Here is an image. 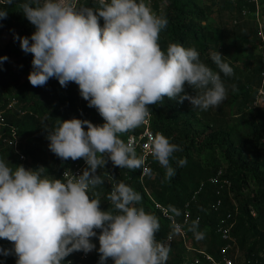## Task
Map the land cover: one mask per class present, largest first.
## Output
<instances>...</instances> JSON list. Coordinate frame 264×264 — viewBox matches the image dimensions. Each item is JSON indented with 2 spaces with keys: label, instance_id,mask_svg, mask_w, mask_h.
<instances>
[{
  "label": "clouds",
  "instance_id": "obj_1",
  "mask_svg": "<svg viewBox=\"0 0 264 264\" xmlns=\"http://www.w3.org/2000/svg\"><path fill=\"white\" fill-rule=\"evenodd\" d=\"M13 2L0 0V21L7 19ZM99 5L77 9L70 0L20 5L36 29L30 38L15 37L22 51L33 55L30 84L42 87L56 78L66 88L74 82L105 123L73 118L46 130L49 149L57 157L85 160L87 167L78 177L66 171L63 180L49 178L43 166L13 168L0 160V239L14 244L11 250L0 248V255L14 251L16 264H62L74 252L91 253L97 229L99 264L109 258L114 264H166L170 246L157 240L159 217L137 206L140 193L123 182L114 184L107 199L115 211H102L89 191L104 183L98 170L109 160L119 168L149 172L144 158L120 134L142 125L151 115L150 105L167 97L207 111L227 98L220 73L231 76L233 69L219 51L211 54L220 70L216 72L200 61L195 48L173 43L162 50L159 35L168 20L144 0H99ZM185 84L202 91L189 95ZM178 151L182 149L162 134L152 140V155L166 170V179L176 174L170 160ZM171 211L179 215V210Z\"/></svg>",
  "mask_w": 264,
  "mask_h": 264
},
{
  "label": "trees",
  "instance_id": "obj_2",
  "mask_svg": "<svg viewBox=\"0 0 264 264\" xmlns=\"http://www.w3.org/2000/svg\"><path fill=\"white\" fill-rule=\"evenodd\" d=\"M164 1L166 6L162 17L167 18L168 25L159 35L161 49L166 51L173 43L181 44L185 48H195L199 53L200 61L213 71L219 72V68L207 53L210 49H215L218 41L203 24L206 21L205 7L199 0ZM25 2L26 0H17V7L13 10L7 8V19L0 21L4 26L8 24L10 29H16L14 32L11 31L13 33L11 40L0 50V57L8 58L6 61H0V106L4 105L7 95L15 93L19 101L34 111L33 113L25 110L26 114L21 113L26 116L24 119H20L17 112L13 114L6 112L8 123L16 126L17 129H22V135H20L21 130L18 129L19 151L35 163L42 162L41 166L47 170L46 174L49 178L63 180L64 171L85 160L81 158L76 161L71 159L65 161L57 157L49 149L50 141L47 139L46 130L52 131L59 126L60 121L73 118L88 120L100 126L102 117L95 108L88 107V101L82 98L79 86L74 82L69 83L66 88L62 87L56 78H50L42 87H33L30 84L28 76L33 70V55L25 54L19 40L15 39L17 35L30 38L36 30L20 7ZM260 2L264 4V0ZM94 4V0H82L78 9L94 8ZM236 7L239 9L240 17L243 8L248 7L251 11V15L244 18L241 26L245 24L248 27L250 23L255 22V5L237 0ZM100 22L104 24L102 18ZM2 30L3 28L1 32ZM258 32H254V39H257ZM258 38L259 42L263 40ZM224 60L233 69L231 76L220 73L229 96L226 102L227 108L220 104L215 110L210 108L204 111L193 108L187 100L181 104L167 97H164L162 103L149 106L151 130L154 136L162 134L182 149L174 153L170 160L171 166L176 171L174 177L170 180L166 179V170L152 157L148 167L149 172L145 174L143 168L135 170L119 168L109 160L105 167L98 170L104 183L89 191L92 198L100 200L102 211H115L107 199L114 184L123 182L140 193L142 201L137 206L159 217L161 228L157 233V240L170 246L171 251L166 264H184L186 260L188 264H192L196 258L200 259L199 264H212L200 251L219 260L222 247L226 244L217 232V227L222 221H227V225L235 223L232 235L240 249L236 263L264 264V229L260 228V226L264 228V119L258 118V116L264 118V109L256 108L257 115L253 114V108L255 109L253 104L259 100L260 91L264 90V62L263 57L258 56L252 72L242 75L241 70L233 62ZM12 61H14L13 65H11ZM185 92L195 95L200 90H194L185 84ZM233 92H236V96ZM235 107L236 114L243 121L237 128H227L225 123L230 115L228 110L232 111ZM142 126L125 131L120 134V138L126 143L129 136L142 132ZM85 131H87L86 126ZM25 138H36L45 146L43 159L42 150H37L36 145L26 143L23 140ZM3 147L5 146L0 139V155ZM10 151V155L18 161L19 155L11 149ZM136 155L142 157L139 150L136 151ZM181 160L184 163L178 166V161ZM86 167L87 164L84 169ZM219 169H223L224 177L231 181V187L229 191L224 190L218 194L210 178ZM202 183L205 184L204 188L197 199L192 201L193 195ZM219 199H222L223 204L215 211L211 206ZM188 202L191 204V217L185 224V206ZM172 208L179 210V215L174 214ZM165 211L185 229L187 233L185 238L176 231V225L170 216H166ZM228 214H232L231 219H228ZM198 217H200L199 222H197ZM96 231L97 238L94 239L99 242L100 230ZM198 231L205 233L203 246H194V249L188 250L186 245L190 237L195 236ZM169 237L172 238L170 242H168ZM0 241L5 244V250L14 248L12 242L4 239ZM99 247L96 255L90 257V261L95 264H99L100 261ZM84 254L82 251L74 252L66 257L62 264L69 262L82 264ZM14 255L13 251L8 256L0 255V259L9 257L8 261L16 264L17 257ZM106 264H114V261L109 258Z\"/></svg>",
  "mask_w": 264,
  "mask_h": 264
},
{
  "label": "rangeland",
  "instance_id": "obj_3",
  "mask_svg": "<svg viewBox=\"0 0 264 264\" xmlns=\"http://www.w3.org/2000/svg\"><path fill=\"white\" fill-rule=\"evenodd\" d=\"M82 0H70V3H72L77 9L79 6V3ZM201 5L205 7L206 10V21L203 23L206 25V29L210 31L211 34L217 38L218 44L215 46V49H210L207 53L211 56L213 52L219 51L224 59H228L229 61L233 62L240 70L242 75L244 73H251L253 66L256 65V58L258 56L263 57L264 62V4H262L259 0V8L256 10V19L255 22H252L247 27L245 24L241 26L243 23V20H245V17H248L251 15V11L247 15L239 16V9L236 7V1L237 0H199ZM42 2V0H41ZM144 2L148 5V7L152 10L153 13H155L158 16H163L164 8L166 6V2L164 0H144ZM94 9L99 8V0H94ZM17 7V0L13 3V5H8L7 8L14 9ZM238 17V18H236ZM100 22V21H99ZM100 24L103 25V23L100 22ZM241 26V28L239 27ZM258 27V28H257ZM3 28L2 32L1 29ZM16 31V29H10L8 24L4 26L3 23H0V50H2L7 43L12 38V32ZM259 31L258 37L263 38L261 42L257 39H254V32ZM14 61L11 62V65H13ZM250 70L248 71V68ZM202 91V90H200ZM264 91V90H263ZM192 95V94H191ZM228 95V94H227ZM233 95L236 96V92H233ZM260 95V94H259ZM229 99V96L221 103V105L228 107L227 101ZM81 102V100H80ZM4 105L7 106L9 104L12 105L11 110H8L10 113H15L20 116V119H24L26 116L22 114H26L24 111L33 112L32 109L26 107L22 101H19V99L16 97V94H10L7 95L4 99ZM190 103V102H189ZM239 104V101H237V105ZM239 106V105H238ZM253 114L257 115V109L256 108H263L264 109V95L262 94L259 97V100L253 104ZM217 107L212 108L215 110ZM230 112L229 116L226 118L225 126L227 128H237L238 124H240L243 120L240 118L239 115H237V108L235 107L232 111L228 110ZM22 113V114H21ZM260 120H263L264 118H261ZM105 123V121L101 120V125ZM36 126V125H35ZM143 127V126H142ZM19 129V128H18ZM22 135V129L20 128ZM124 133V132H123ZM122 134V133H121ZM128 134V132H127ZM125 133V136L127 135ZM26 143H30L32 145H36V149L42 150L41 154L44 153V145L38 141L36 138H25L23 139ZM12 150V149H11ZM11 151L10 149H6L3 147L2 153H1V160H3L5 163H7L10 167H18V166H24L25 169H32L35 170L36 168L40 167L43 163L42 162H33L29 157L27 156V160L20 161L15 160L12 155H10ZM25 156V157H26ZM42 159L45 157L43 154ZM84 166H86V162H82ZM56 179V178H54ZM261 229H264L260 226ZM196 233H201L202 238H197ZM195 233V236L192 238L190 237V241L187 243L186 246L191 247L194 249V246L196 247H202L205 241V233L198 231ZM92 243L96 245V249L92 251L91 253L84 254L83 262L82 264H95L93 261H90V257L96 255L97 249L99 247V242L96 241L94 238L91 240ZM13 244V243H12ZM14 247V245L12 246ZM0 248L5 249V244H3L0 241ZM14 249V248H13ZM15 256V255H14ZM9 257H5L4 259H0V264H14L12 262H9Z\"/></svg>",
  "mask_w": 264,
  "mask_h": 264
},
{
  "label": "built area",
  "instance_id": "obj_4",
  "mask_svg": "<svg viewBox=\"0 0 264 264\" xmlns=\"http://www.w3.org/2000/svg\"><path fill=\"white\" fill-rule=\"evenodd\" d=\"M243 1L255 5L256 10H258L259 0H243ZM249 12H250V8L245 7L243 8L242 15H247ZM100 25L101 27L103 26L102 24ZM261 94L264 95L263 90L260 91V95ZM11 108H12L11 104L7 106L5 105L0 106V139H2V143L5 147L12 149L19 155L20 161H25L26 160L25 155L19 151L20 137H19L18 129L16 126L8 123L6 118V112L8 110H11ZM142 125H143L142 132L138 135L133 134L129 136L126 140V143H130L135 148V151L139 150L141 152V155L145 160L144 166L148 168L149 164L151 163V157L154 158L152 155V140L155 138L153 131L151 130L150 116L146 119V121ZM83 170H84V165L78 162L74 166L68 168L66 171H69L74 176L78 177L83 173ZM66 171L63 172L62 179H64V173ZM71 173H69V177L67 178H71ZM210 182L212 186H215L217 188L218 194L224 190L229 191L231 187V181L224 177L223 169H219L217 173L210 178ZM204 186L205 184L202 183L199 189L193 195L192 201H195L197 199L198 194L202 191ZM222 204H223L222 199H219L216 203H214L211 206V208L217 211ZM166 216L169 217L170 215H168L166 212ZM190 217H191V204L190 202H188L185 206V222H184L185 224L189 221ZM231 218H232V214H228V219ZM171 219L172 222L176 225V227L179 228V232L185 238L187 235L185 229L182 228L181 225L177 224L173 220V218ZM199 221H200V217L197 218V222ZM226 223L227 221H222L221 224H219L217 227L218 234L222 237V240H224V242L226 243L222 247L220 259L216 260L211 255L206 254L204 251H200V253L206 255L205 257L209 261H211L212 264H237L236 260L240 255V249L238 247L237 240L232 235V229L235 223L232 222L231 224L228 225ZM171 239L172 238L170 237L168 242H170ZM187 249L192 250L193 248L187 246ZM199 263H200V259L196 258L192 264H199ZM184 264H188V261L187 260L184 261Z\"/></svg>",
  "mask_w": 264,
  "mask_h": 264
}]
</instances>
